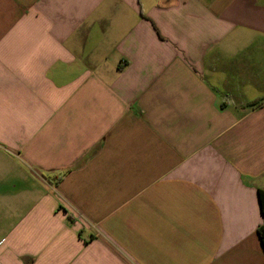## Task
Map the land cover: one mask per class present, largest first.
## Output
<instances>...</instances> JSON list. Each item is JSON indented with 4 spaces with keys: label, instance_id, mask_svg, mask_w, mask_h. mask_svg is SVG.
I'll use <instances>...</instances> for the list:
<instances>
[{
    "label": "crops",
    "instance_id": "obj_1",
    "mask_svg": "<svg viewBox=\"0 0 264 264\" xmlns=\"http://www.w3.org/2000/svg\"><path fill=\"white\" fill-rule=\"evenodd\" d=\"M264 0H0V264H264Z\"/></svg>",
    "mask_w": 264,
    "mask_h": 264
},
{
    "label": "trees",
    "instance_id": "obj_2",
    "mask_svg": "<svg viewBox=\"0 0 264 264\" xmlns=\"http://www.w3.org/2000/svg\"><path fill=\"white\" fill-rule=\"evenodd\" d=\"M258 203H259L260 212L264 216V191H261V190L258 191ZM258 235H259L260 243L264 249V230L263 228L261 227L259 228Z\"/></svg>",
    "mask_w": 264,
    "mask_h": 264
}]
</instances>
